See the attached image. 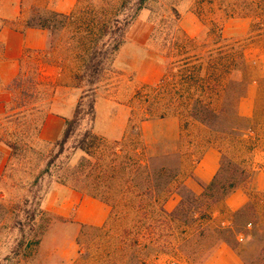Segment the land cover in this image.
<instances>
[{
  "label": "trees",
  "instance_id": "trees-1",
  "mask_svg": "<svg viewBox=\"0 0 264 264\" xmlns=\"http://www.w3.org/2000/svg\"><path fill=\"white\" fill-rule=\"evenodd\" d=\"M180 1L78 0L76 9L70 15L35 7L21 25L23 29L46 30L52 37L56 36L58 30L61 32L69 25L75 26L68 42L69 46L75 43L79 51L76 59L80 60L81 74L75 78L86 80L89 89L85 91L86 97L77 104L74 117L66 122L62 138L55 144L64 147L80 128L84 114L91 127L85 131L86 139L82 140L79 147L83 156L77 167H58L51 174L52 164L49 162L40 174L51 176L54 182L97 199L111 208L110 216L103 226L83 225L84 228L104 233L112 219L114 225L121 227L120 233L115 236H111L108 229L105 235L107 248L100 258V264H147L153 256L172 253L183 255L188 264H204L223 243L236 249L230 240L236 237V232L221 227L213 228L209 224L214 208L227 200L244 182L246 184L244 172L238 166H233L226 176V156L220 146L221 168L214 180L202 184L203 192L196 195L184 186L183 179L177 188L183 190L181 201L174 211L169 212L165 202L186 169L182 156L177 153H157L146 157V146L142 140L140 143L136 140L127 142L128 129L122 141L109 147L93 132L97 86L104 74L111 70L125 44L128 26L142 11L149 10L155 17L150 42L155 43L162 78L151 88V92L150 87H147L148 91L144 89L138 94L140 102L141 99L145 102L144 117L132 129L137 130L142 139V124L145 121L176 117L185 123L183 126L191 121L199 124L202 127L200 140L206 142V147L214 141L221 142L227 136L244 139L250 128L248 120L239 115L238 106L246 96L253 76L243 48L238 51L232 40L224 37L222 26L228 16L250 17V35L258 33L264 37V0H237L233 8L221 4L214 12L225 14L221 22L205 25L204 32L215 37L212 47L207 51L181 27V13L178 10ZM231 10L235 11L231 14ZM7 25L14 28L19 26L16 22L1 20L0 31ZM53 41L52 38V47ZM3 51L4 46L0 43V56ZM34 70L38 71L37 67ZM24 73H20L8 86V91L15 97L12 99L14 106L0 118V145L10 149L7 164L12 166L17 165L16 160L27 149L33 150L45 143L40 139V131L50 113L44 112V104L31 103L43 84L35 75ZM257 81L264 90V77ZM88 97L89 101L84 103ZM28 106L37 113H44L31 143H26L24 135L19 132L20 124L14 126L17 117ZM159 106H163L165 112L156 116L154 110ZM170 110L172 112H168ZM87 139L92 141L85 144ZM191 174L190 171L187 177ZM40 176L33 185L39 187L36 190L38 195L43 190L39 186ZM47 192L43 191V195L46 196ZM38 199L41 209L43 196ZM78 245H82L80 262L91 264V247L83 246L80 239ZM30 248L32 245L28 243L12 254L18 258L23 250Z\"/></svg>",
  "mask_w": 264,
  "mask_h": 264
},
{
  "label": "rangeland",
  "instance_id": "rangeland-1",
  "mask_svg": "<svg viewBox=\"0 0 264 264\" xmlns=\"http://www.w3.org/2000/svg\"><path fill=\"white\" fill-rule=\"evenodd\" d=\"M41 2L43 0H24L26 16L30 14L31 9ZM221 4L233 8L237 4V0H182L179 2L178 10L181 13V27L189 37L197 40L200 47L206 48L205 51L212 47L215 40L214 35H208L204 32V30L206 31L205 25L210 26L211 23L221 22L220 19L225 14L222 12L214 13ZM234 11L231 10V14ZM153 15L151 11L144 10L128 26L125 44L121 48L111 70L104 74L94 94L96 101L98 99H113L119 105H115L114 109H108L107 105L102 103L99 120L98 122L95 120L92 127L96 135H98V131H111L108 127L112 122L111 119L118 120V117L122 115V111L119 113L120 107H122L125 113H123V119L120 121L126 123V126L128 125L127 142L136 140L140 143V140H142V143L146 146L144 153L146 157L157 153H177L184 159L186 169L173 188L181 196L183 190L182 188L177 189L178 186L192 171L194 162L201 157L206 147V142L200 140L202 127L192 121L187 126H183L182 124L185 123H182L179 118L168 117L163 120L156 119L145 123L142 127V139L138 135V131L132 129V126L138 125L144 117L145 102L144 99H141L140 102V98L136 93L144 89L148 91L147 87H150L151 92V88L157 85L162 78V71L158 66V57L155 52V43L150 42L155 28L153 23L155 17ZM251 24L252 18H242L235 15L228 16L222 27L223 34L226 38L232 40L233 46L238 51L243 48L245 57L250 63L254 82L259 77L264 76V59L259 58L260 55L264 54V37H260L258 33L250 35ZM74 30L75 26L69 25L61 32L56 31L55 37L50 35V43L52 38L54 40V46L52 47L50 44L49 48L51 57L56 61H61L64 67L60 82L53 84L40 79V73L34 70L36 65L32 62L43 58L41 55L32 54L31 59L27 60L29 65H25L28 67H26L24 74L35 75L43 84L37 97L31 103L44 104V112H64V107L70 106V97L73 100L77 98L74 104L77 107V103L86 97L85 91L89 89L86 80L81 81L75 78L76 75L81 74L80 60L76 59V54L79 51L75 48L77 46L75 43H73V46L68 45ZM79 50H82V48H79ZM89 99L90 97L85 98L84 103H87ZM130 100V122H128L129 116L126 114L128 111L126 103ZM13 106L14 103L11 101L6 105V110ZM162 107L155 108L156 116L165 112ZM168 112H172V110ZM43 115L44 113H37L28 106L17 117L14 126H16V123L20 124L19 132L24 135L26 143L32 142L36 127ZM2 116L0 115V118ZM90 127L89 119L84 114L83 120L80 122V128H77L63 148L56 145V142H45L37 145L33 150L27 149L23 152L16 160L15 164L17 163V165L15 166L7 164L11 153L10 149L0 145L1 164L6 159L5 164L8 166L7 168L4 166L0 174V262H3V264H84L79 260V251L82 248V245H78L79 239L83 246L91 247L93 256L91 264L102 262L100 258L107 248L105 245L106 233L110 230L111 236H115L120 233L121 227L118 224L114 225V221L111 219L107 229L104 233H101L89 227L84 228L72 222L70 223L69 219L59 217L54 212L46 209L43 191H48L56 182L51 176L44 174V177L40 174L49 162L52 164L51 174H54L58 167L67 169L77 167L83 156L79 147L82 140L86 139L85 131ZM98 136L104 140L108 147L116 143L114 140ZM91 141V139H87L85 144ZM214 143H218L226 156V176L229 175L233 166H238L243 170L244 178L248 183L253 175L256 157L252 141L236 136H227L221 142L214 141ZM39 176V186H42L43 190L38 195L36 190L39 187L36 188L33 185L35 179ZM244 183L242 186L245 185ZM250 195V202L235 215L234 230H224H232L236 234L241 232L246 236L248 234L252 235L250 241L242 243L243 245L237 241L236 234V237L230 240H232L236 251L242 256L246 264H264V195L254 193ZM42 196L40 209L38 198ZM217 206L213 210V217L211 221L209 220V224L213 228H225L226 226L214 219ZM248 223L254 225L251 231H248ZM205 224L207 223L205 222ZM82 232H84L83 235ZM28 243L32 245V248L26 249V251L23 250L18 258L12 254L16 249L26 246ZM159 255H161L159 257L165 258L168 256L174 257L177 260L184 258L180 253ZM7 259L9 260L7 261ZM149 264H154V260L152 259Z\"/></svg>",
  "mask_w": 264,
  "mask_h": 264
},
{
  "label": "crops",
  "instance_id": "crops-1",
  "mask_svg": "<svg viewBox=\"0 0 264 264\" xmlns=\"http://www.w3.org/2000/svg\"><path fill=\"white\" fill-rule=\"evenodd\" d=\"M77 1L43 0L36 7H46L57 13L70 15L76 9ZM33 9H31L30 14ZM30 14L26 16L24 0H0V27L1 20L16 22L20 26L14 28L7 25L0 31V43L4 46V51L0 56V115H4L6 105L12 101L14 96L11 91H8V86L20 73L26 71V67L28 66L25 65L27 64V60L31 59L30 56L32 54L43 56V58L32 62L36 65L42 81L56 84L60 82L63 74L64 67L62 62L54 60L49 52L50 34L48 31L39 28L23 29L21 26L26 22ZM224 37H226L225 34ZM259 58L264 59V54L260 55ZM262 77L264 76L259 78ZM139 93L137 92L136 94ZM76 99L73 100L70 97V106L64 107V112H50L46 116L40 131V139L42 141L53 143L62 138L66 122L75 115L76 107L74 104L77 101ZM130 102L131 100L126 103L127 107H129H126L128 110H126V114L128 116L130 113L129 109L131 110ZM102 103L106 104L108 109H114L115 105H119L113 99H98L96 101L97 122ZM121 111L122 115L118 117L117 121L112 117V122L108 126L111 131H98V135L116 142L122 141L125 138L128 125L126 126V123H121L123 113H125L122 107H120L119 113ZM238 112L241 117L248 120L250 129L246 131L244 139L252 141L256 157L253 175L248 183L238 188L227 200L218 204L214 213V219L226 226L223 229L232 230H234L235 215L242 211L250 202V194L264 195V90L260 87L257 80L249 85L246 96L239 103ZM128 120H130V116ZM150 121L152 120L145 121L142 127ZM221 158L222 153L220 152L218 143L209 144L204 149L198 162L194 163L191 171L192 174L183 180L184 186L194 194L200 195L203 192L201 185L211 183L220 171ZM5 163L6 159H4L0 166V174ZM180 201L181 196L177 191L173 190L165 202L166 210L169 212L174 211ZM44 205H46V209L54 212L57 216L69 219L70 223L72 222L78 226H103L111 212V208L105 203L59 183H55L49 188L44 198ZM247 227L248 231H251L254 225L248 223ZM236 235L237 241L241 244L248 243L252 236L250 234L246 236L241 232ZM159 256L161 255L153 256L154 264H188L184 258L177 260L174 257L168 256L165 258ZM151 260H148L147 263L149 264ZM204 264H246V262L230 244L223 243L216 253Z\"/></svg>",
  "mask_w": 264,
  "mask_h": 264
}]
</instances>
